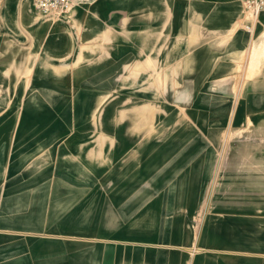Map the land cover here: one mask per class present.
<instances>
[{
    "label": "rangeland",
    "instance_id": "rangeland-1",
    "mask_svg": "<svg viewBox=\"0 0 264 264\" xmlns=\"http://www.w3.org/2000/svg\"><path fill=\"white\" fill-rule=\"evenodd\" d=\"M71 10L28 30L51 40ZM132 24L90 26L76 43L73 23L54 47L30 32L13 49L20 94L0 96V264H264L260 18L209 48L216 63L196 54L207 39L137 63L148 57Z\"/></svg>",
    "mask_w": 264,
    "mask_h": 264
},
{
    "label": "crops",
    "instance_id": "crops-1",
    "mask_svg": "<svg viewBox=\"0 0 264 264\" xmlns=\"http://www.w3.org/2000/svg\"><path fill=\"white\" fill-rule=\"evenodd\" d=\"M175 1H179V5L173 11L172 0H95L91 6H86L85 0H72V10L68 17L69 25L58 24L61 26L59 28L57 25H51V40L49 38L46 41V27L38 25L35 26L36 29L28 30L31 20H35V17L39 15L29 0H0V96L12 97L20 94L19 91H14L13 87V80L19 77H14L12 72L16 69L13 68V65L20 66L22 63L20 54L18 52L14 54L13 49L29 46L28 34L30 35V32H35L38 47H43L46 43L54 47V41L58 39L56 34L59 32L68 34H72V30L73 33L77 32L73 36V40L78 43L83 40L78 31L90 32L91 26L96 28V32H114L115 21L119 23L122 17L132 15L134 38L131 45L138 48L140 54L143 53L148 57L147 60L136 61L137 63L148 62L151 64L157 57L156 49L158 47L189 49L198 41L206 39L209 40L211 47L198 50L196 54L204 56L207 63H216L214 52L210 51L215 48L212 45L216 46L215 43L218 40L228 43L230 38L235 39V36H231L238 31L237 25L241 26L249 19V15L238 0ZM29 4L32 12L28 8ZM258 17L261 21L259 25L264 30V11ZM95 22L97 24H94ZM73 23L75 27L72 30L68 29ZM98 26L99 29H97ZM174 32L175 34H173ZM110 35H114V33ZM89 37L90 33L84 36L85 39ZM68 38L72 39L71 36ZM162 40H164L163 43ZM186 54L185 51H181L179 62L182 69L183 66L187 67L188 65L189 56ZM14 56L18 59L16 60ZM2 65H8V67ZM19 70L18 73L22 71L21 67ZM229 72L230 70H228ZM213 73L214 71H207L208 76L217 77V79L228 74L214 75ZM167 79H172L171 75ZM181 189L180 186L175 187V191Z\"/></svg>",
    "mask_w": 264,
    "mask_h": 264
},
{
    "label": "built area",
    "instance_id": "built-area-1",
    "mask_svg": "<svg viewBox=\"0 0 264 264\" xmlns=\"http://www.w3.org/2000/svg\"><path fill=\"white\" fill-rule=\"evenodd\" d=\"M34 10L43 17H61L72 7V0H29ZM250 20L264 11V0H238Z\"/></svg>",
    "mask_w": 264,
    "mask_h": 264
}]
</instances>
